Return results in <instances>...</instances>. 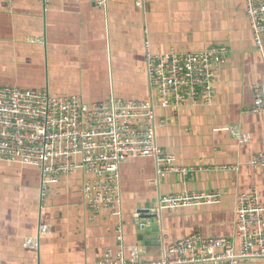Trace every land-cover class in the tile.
<instances>
[{"label": "crops", "instance_id": "0c3cea01", "mask_svg": "<svg viewBox=\"0 0 264 264\" xmlns=\"http://www.w3.org/2000/svg\"><path fill=\"white\" fill-rule=\"evenodd\" d=\"M212 45L229 50L212 104L156 112V145L176 166L200 170L159 178L152 158L122 163L118 217L86 208L81 171L60 176L41 199L37 168L0 163V264H96L117 249L118 226L125 247L155 260L165 246L194 233L232 238L242 194L255 193L264 205V168L249 164L264 154V113L251 111L252 89L264 84V48L253 46L244 0H108L103 9L91 0H0L2 87L76 96L85 104L144 99L147 55ZM229 128L248 140L239 142ZM208 191L220 193L219 204L157 209L161 196ZM144 208L156 223L142 230L134 219ZM29 240L37 245L27 246Z\"/></svg>", "mask_w": 264, "mask_h": 264}, {"label": "built area", "instance_id": "2783aa9c", "mask_svg": "<svg viewBox=\"0 0 264 264\" xmlns=\"http://www.w3.org/2000/svg\"><path fill=\"white\" fill-rule=\"evenodd\" d=\"M10 1V0H9ZM45 3L49 0H43ZM103 9L108 0H91ZM255 49L264 48V0H244ZM228 48L212 45L200 52L174 51L147 55L145 73L149 94L144 99H116L92 104L76 96H51L47 91L0 86V163L37 168L41 199L48 185L60 176L81 171L83 201L92 213L107 211L121 216L119 166L137 158H152L156 174L191 177L200 168L178 167L174 156L155 143L156 112L180 110L185 104H212L218 71L225 66ZM251 111L264 113V84L252 89ZM239 142L248 135L229 128ZM254 168H264V154L250 158ZM233 168V167H230ZM221 169V168H219ZM218 191L170 194L159 197L158 210H178L216 205ZM136 211L139 224L145 212ZM41 234L47 227H41ZM117 249L107 250L96 264H238L264 259V205L255 193L242 194L235 210L232 238H204L197 233L163 248L155 260H144L136 247H125L122 229L115 228ZM35 240L27 246L35 247Z\"/></svg>", "mask_w": 264, "mask_h": 264}, {"label": "water", "instance_id": "95a60500", "mask_svg": "<svg viewBox=\"0 0 264 264\" xmlns=\"http://www.w3.org/2000/svg\"><path fill=\"white\" fill-rule=\"evenodd\" d=\"M145 213L148 214V215H146V216H142V218H141V220H140V226H138L140 229L142 228V230L145 229L144 226L147 225L148 223H149V225L147 226V228L152 226V225L150 226V224H155V223H156L155 220H150V222L148 221V220L151 219V218H155V215H154V214H149L148 211L145 212ZM154 221H155V222H154ZM163 247H164V246H163ZM261 259H262V258H261Z\"/></svg>", "mask_w": 264, "mask_h": 264}]
</instances>
